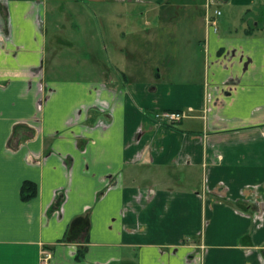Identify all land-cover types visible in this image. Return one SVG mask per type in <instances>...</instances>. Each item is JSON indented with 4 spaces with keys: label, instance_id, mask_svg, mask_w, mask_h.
Masks as SVG:
<instances>
[{
    "label": "crops",
    "instance_id": "crops-1",
    "mask_svg": "<svg viewBox=\"0 0 264 264\" xmlns=\"http://www.w3.org/2000/svg\"><path fill=\"white\" fill-rule=\"evenodd\" d=\"M204 1L0 0V264H264V33Z\"/></svg>",
    "mask_w": 264,
    "mask_h": 264
},
{
    "label": "rangeland",
    "instance_id": "rangeland-1",
    "mask_svg": "<svg viewBox=\"0 0 264 264\" xmlns=\"http://www.w3.org/2000/svg\"><path fill=\"white\" fill-rule=\"evenodd\" d=\"M194 1L195 0H192V2ZM228 2L229 0H205L203 9V19L205 23L210 24V22H207V19L214 18L213 20L216 24L212 26L216 30L217 28L220 30L222 27L225 29L228 28V30H233V28H240L242 30L246 25V21V27H248L250 24L255 27L251 34L264 33V10L259 11L257 9L261 2L260 0H251L246 4L236 5V8H229ZM262 7L264 6L261 4L259 9ZM174 8L176 9H173V11L170 12L168 11L170 20L172 21L171 24L168 22L162 23L159 20L157 21L159 22V26H153L152 24L155 25L156 21L154 17H152V14H149V16L146 15L145 17H142L141 15L138 19L134 18V20H137V23L140 22V33L150 34L151 32H154V34L158 33L169 35L177 33L202 35L204 33L205 28L202 22V15H200L199 10L182 11L178 8L177 4ZM216 11H219V14H216ZM96 13L98 14V12ZM241 18H245L246 20L241 21ZM146 19L148 23H145ZM92 20L93 24L95 25L97 22L94 16ZM128 23L131 22L127 21V24ZM256 26L258 27L256 28Z\"/></svg>",
    "mask_w": 264,
    "mask_h": 264
},
{
    "label": "built area",
    "instance_id": "built-area-1",
    "mask_svg": "<svg viewBox=\"0 0 264 264\" xmlns=\"http://www.w3.org/2000/svg\"><path fill=\"white\" fill-rule=\"evenodd\" d=\"M216 14H219V11L215 12ZM214 18H208L207 22H210V25H215ZM186 116V112L183 109H159L153 112V119L160 124L163 125H174L176 123H179L182 118ZM51 257L50 252L45 251L43 252L41 261L42 264H47V261Z\"/></svg>",
    "mask_w": 264,
    "mask_h": 264
},
{
    "label": "trees",
    "instance_id": "trees-1",
    "mask_svg": "<svg viewBox=\"0 0 264 264\" xmlns=\"http://www.w3.org/2000/svg\"><path fill=\"white\" fill-rule=\"evenodd\" d=\"M257 9L260 11L261 8L259 9V6L257 7ZM262 10H264V7L262 8ZM261 24V23H259ZM260 26V25H259ZM258 26H256L257 28ZM254 26L252 24H250L248 26V29L245 30V34H251L254 30ZM21 197L22 199H28L32 196L35 195V185L34 183L30 182V181H24L22 186H21V191H20ZM81 218H76L73 223L71 224L72 227L76 226V224L80 221ZM84 256V249L79 248L76 252V259H81Z\"/></svg>",
    "mask_w": 264,
    "mask_h": 264
}]
</instances>
